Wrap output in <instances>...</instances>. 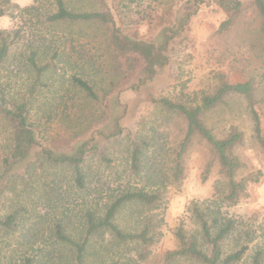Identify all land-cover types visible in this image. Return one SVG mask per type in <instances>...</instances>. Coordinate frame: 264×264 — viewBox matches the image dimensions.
I'll use <instances>...</instances> for the list:
<instances>
[{"label": "rangeland", "instance_id": "374dc122", "mask_svg": "<svg viewBox=\"0 0 264 264\" xmlns=\"http://www.w3.org/2000/svg\"><path fill=\"white\" fill-rule=\"evenodd\" d=\"M187 1L107 0V4L117 23L126 31L156 43L161 23L177 25L186 9L192 11L195 8ZM77 3L90 9L99 6L93 0H77ZM5 4L10 15L0 17V32L11 40L14 38L7 58L0 65V87L8 96L23 92L33 77L23 62L25 50L32 47L36 50H63V61L46 76V87L37 96L32 109V120L41 132V145L62 143L77 128H85L92 118L90 113L95 111L92 106L81 104L79 109L88 112L80 124L73 119L78 113H71L67 118L64 115L68 114L69 108L62 102L77 96L70 86L71 74L78 73L88 79L101 97L113 88L114 93L122 90L131 80L128 81L120 65L102 54L104 49L94 36L99 34L95 28L84 26L86 33L79 36L75 25L53 29L43 22L46 12L51 9L50 0H7ZM243 5L236 23L221 35L216 29L226 18V13L210 0H204L166 51L170 57L168 64L156 70L140 93L132 90L120 93L121 103L129 109L127 118L121 121L124 126L122 134L103 145L102 153L110 162L103 160L98 152L89 155L82 165L91 182L88 184L101 187L96 189L95 197L89 203L103 210L112 191L107 193L108 188L117 186L119 189L128 185L159 190L162 196L157 208L147 209L132 203L124 206L115 219L122 229L129 231L150 226L155 242L148 248L151 251L149 256L139 260L136 250L121 246L102 247L94 237L86 251L87 264H109L117 259L135 264H161V254L176 245L173 229L179 222L185 221L188 228H196L186 211L194 201L211 209L220 208L224 215L236 221L237 228L225 240L223 249L229 251L247 244L248 249L238 264H250L254 252L258 248L264 249V154L253 138L245 100L238 96L226 97L223 103L207 112L208 124L215 128L235 125L243 132V144L235 149L244 164L243 174L257 170L263 174L259 182L249 184L246 195L235 204L222 201L216 190L214 182L222 180L216 164L208 179L201 181V172L211 156L206 143L196 138L185 155L184 178L169 183L171 148L180 134V120L154 108L149 101L152 96H157L185 104L200 103L203 94L212 90L219 80V73L230 82L252 76L264 129V55L259 51L260 21L252 0H244ZM149 16H154L152 21ZM141 140H146L148 146L143 148L141 170L135 175L130 173L129 154L132 143ZM6 141V125L0 119V151ZM82 202L81 194L73 187L71 168L51 166L37 155L20 163L0 185V219L13 214L9 227L0 226V264H21L24 255L35 257L32 264H64L65 248L57 244L51 246L54 228L59 223L66 225L65 232L79 240L81 213L86 207ZM247 233L250 242H247ZM52 247L62 254L61 259L47 261L43 256Z\"/></svg>", "mask_w": 264, "mask_h": 264}, {"label": "trees", "instance_id": "16d2710c", "mask_svg": "<svg viewBox=\"0 0 264 264\" xmlns=\"http://www.w3.org/2000/svg\"><path fill=\"white\" fill-rule=\"evenodd\" d=\"M93 1L99 3V6L90 9L76 5L77 0H50L51 9L42 19L53 29L75 25L79 36L86 33L84 26L95 28L99 34L94 36L104 49L101 50L102 54L120 65L128 81L131 80V83L122 87V90L114 93L113 88L101 97L88 79L78 73L70 75V86L77 96L76 99L69 97L66 99L67 102H62L63 106L69 108L68 114L64 115L67 118L71 113H78L74 115L75 117L73 116V119L80 124L88 112V110L85 112L83 108L79 109L80 105L92 106L95 111L90 113L92 118L85 128H77L68 138L62 140L63 144L55 142L42 146L39 142L41 132L32 120L34 102L46 87V76L54 72L63 61V50H56V48L36 50L33 47L25 50L23 62L33 75L26 89L17 96L10 97L0 87V119L7 129V141L3 150L0 151V185L13 169L32 155H37V158L42 156L51 166L73 170V187L77 193L81 194L82 203L86 207L81 213L82 233L79 240H75L65 232L66 225L61 223L55 225L51 246L57 244L65 248L67 254L64 257L66 258H62L65 261L64 264H87L86 251L94 237H97L96 242L102 247L121 246L136 250L139 260L146 259L151 253L148 248L155 242V235L150 234V226L145 225L137 231H129L122 229L115 219L124 206L132 203L147 209L157 208L161 201V192L157 189L131 188L128 185L120 189L118 186L108 188L107 193L112 190L109 193L110 199L108 198L109 201L104 204L103 210H100L95 205L90 206L89 201H93L94 192L101 187L94 188L88 184L91 182L84 173L82 165L89 155L98 152L103 160L110 162V159L102 153L103 145L106 141L122 134L124 126L121 121L127 118L129 109L121 103L120 93L124 90L140 93L143 85L156 70L168 64L170 57L166 51L181 35L184 26L204 0H188L195 8L192 11L186 9L180 17L178 26L161 23L160 35L156 43L126 31L121 24L117 23L115 14L108 7L107 0ZM210 1L216 8L226 13V18L216 29L217 34H226L242 12L244 0ZM6 2L7 0H3L0 3V17L10 15ZM252 2L260 21L258 34L261 50L259 51L260 55H264V0H252ZM149 18L152 21L154 16ZM13 42L14 38L11 40L8 35L0 32V65L7 58ZM218 77L219 80L212 90L203 94L200 103L185 104L157 96H152L149 101L154 108L178 117L180 120V134L171 148L169 183L179 182L184 178L185 155L196 138L206 143L211 156L201 172V181L205 182L208 179L213 165L216 164L217 172L222 178L214 182L216 190L222 201L235 204L241 196L246 195L249 184L259 182V177L263 174L261 170L243 174L241 169L244 164L235 151L237 146L243 144V132L235 125H230L228 128H215L208 124L207 112L223 103L226 97L238 96L244 99L247 114L252 121L253 138L263 154L264 129L256 105L254 77L250 76L236 82L225 79L223 73H219ZM147 146L146 140L132 143L129 154L131 174L137 175L140 172L141 155L143 148ZM186 211L196 228H188L185 221L179 222L173 229L176 245L161 254V264H238L242 260L248 249L247 244H241L229 251L223 249L225 240L237 228L236 221L232 217L224 215L220 208L211 209L209 206H200L196 201L189 204ZM12 222L13 214L7 215L3 220L0 219V226L9 227ZM249 235L247 233V242L251 241ZM46 252L43 256H46L47 261H55L62 257V254L57 253L53 247ZM24 256L21 264H32L35 260L34 256ZM263 261L264 249L258 248L252 255L250 264H263ZM109 264L135 263L117 259Z\"/></svg>", "mask_w": 264, "mask_h": 264}]
</instances>
